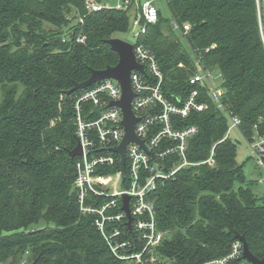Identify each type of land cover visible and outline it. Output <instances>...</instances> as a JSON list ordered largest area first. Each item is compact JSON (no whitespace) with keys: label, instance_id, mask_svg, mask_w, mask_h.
<instances>
[{"label":"trees","instance_id":"trees-1","mask_svg":"<svg viewBox=\"0 0 264 264\" xmlns=\"http://www.w3.org/2000/svg\"><path fill=\"white\" fill-rule=\"evenodd\" d=\"M96 1L109 7L89 12L85 0H0V264H125L95 216L80 210L74 183L79 157L72 159L70 151L78 143L75 95L86 88L65 92L88 79L91 68L118 63L107 40L131 30L141 5ZM166 4L171 18L163 17L157 2L159 18L140 42L157 55L170 101L182 104L198 89V101L208 107L173 116L179 129L198 126L186 152L199 164L153 194L159 227L168 234L159 260L146 264L222 257L237 233L264 258V197L242 185L244 163L237 160V142L227 136V111L241 119L238 130L247 140L264 136V0ZM174 19L190 24V50ZM198 57L210 71H220L225 109L216 106L206 83H191ZM84 106L89 111L94 104ZM212 151L214 165L206 162ZM94 201L100 206L105 199Z\"/></svg>","mask_w":264,"mask_h":264},{"label":"built area","instance_id":"built-area-1","mask_svg":"<svg viewBox=\"0 0 264 264\" xmlns=\"http://www.w3.org/2000/svg\"><path fill=\"white\" fill-rule=\"evenodd\" d=\"M85 1L89 12L109 7L108 4H100L96 0ZM119 1H122V4H118L117 8L127 7L130 3L129 0ZM156 1L136 0L141 6L131 24L130 31L136 39L130 42L134 45L137 61L143 64L146 70V73L138 69L131 72L132 87L136 93L132 108L139 117L135 131L138 137L145 141L146 148L138 142H130L127 145L124 179L121 156L113 149L124 139L123 112L118 106L110 105L111 101L122 96L119 82L114 78L98 81L76 94L74 102L77 136L83 148V154L78 156L76 162L74 181L80 210L83 214L95 216V224L112 253L125 261V264H146L159 260V249L168 231L159 227L153 194L160 186L177 178L184 168L199 164L190 161L186 152L188 140L198 132V126L189 125L179 129L174 124L173 116L180 115L185 118L193 111L200 112L208 107L207 103L198 101V89L192 90L182 104L173 103L163 92L164 74L157 55L140 42L141 36L147 32L148 24L157 22L159 18ZM172 23L175 28L181 30L186 40L190 24L181 26L175 19ZM191 51L194 52L193 49ZM196 61L199 71L191 77V83H206L216 106L225 109L224 88L211 87L212 72L202 64L200 57L196 58ZM86 103H93L94 107L86 111ZM97 108L100 109L99 114H96ZM227 113L231 120L227 133L229 136L234 129H240L241 119L229 111ZM172 141L178 143L172 144ZM248 141L259 165L263 167L264 136H254ZM149 150L154 153V157ZM174 154H177L176 158H172ZM206 162L215 164L214 151ZM108 168L113 172H106ZM125 194L129 195V208L133 217L131 227L128 224L129 216L124 209ZM98 198L105 199L100 206L94 201ZM201 264L253 263L244 258L243 243L236 239L228 254Z\"/></svg>","mask_w":264,"mask_h":264},{"label":"water","instance_id":"water-1","mask_svg":"<svg viewBox=\"0 0 264 264\" xmlns=\"http://www.w3.org/2000/svg\"><path fill=\"white\" fill-rule=\"evenodd\" d=\"M107 43L111 46V49L115 51L119 56V61L115 66H108L105 69H93L91 68V76L82 82H75L74 86L66 90V94L70 95L78 89H84L90 85L107 78L116 79L122 89V96L118 100H113L110 105L118 106L123 112L122 125L125 129V135L123 141L116 147H113L121 156V170L123 179L126 174V147L130 142H138L144 148H146L145 141L138 137L135 131V126L139 117L136 116L132 108V100L136 96V93L132 87L131 72L133 69H138L143 73H146L143 64L139 63L136 59L134 45L130 41L122 39L120 37H112L107 40ZM150 154L154 157V153L150 151ZM83 154V148L80 140L74 149L70 151V155L73 158ZM124 209L129 216L128 224L131 227L132 215L129 208V195H123ZM236 238L243 243L244 258L251 261L253 264H264V258L256 256L249 248L248 241L244 235L236 234ZM34 264V263H33Z\"/></svg>","mask_w":264,"mask_h":264},{"label":"rangeland","instance_id":"rangeland-1","mask_svg":"<svg viewBox=\"0 0 264 264\" xmlns=\"http://www.w3.org/2000/svg\"><path fill=\"white\" fill-rule=\"evenodd\" d=\"M111 4L121 5L122 1L119 0H111ZM160 9L162 11V15L165 18H171L170 9L167 7V4L164 0H157ZM179 34V33H178ZM180 35V34H179ZM118 37L125 39L127 41H135V35L129 31L126 33L118 34ZM181 40L184 45L190 50L185 38L181 36ZM211 83L210 86L214 88L223 87V79L221 77V73L218 69H214L211 71ZM231 137L238 144V152H237V160L240 163H244V172L246 177V182L242 185L244 187L249 186L253 189V191L259 196V198L264 197V169L258 163L257 157L253 154L249 141L242 135V133L238 129H234L231 133ZM240 183H236V187L240 186Z\"/></svg>","mask_w":264,"mask_h":264}]
</instances>
